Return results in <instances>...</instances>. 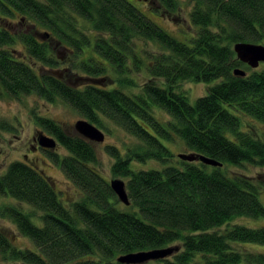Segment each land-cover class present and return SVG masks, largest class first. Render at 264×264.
Wrapping results in <instances>:
<instances>
[{"label":"trees","instance_id":"obj_1","mask_svg":"<svg viewBox=\"0 0 264 264\" xmlns=\"http://www.w3.org/2000/svg\"><path fill=\"white\" fill-rule=\"evenodd\" d=\"M158 1L168 13L177 8L176 0ZM190 1L196 34L181 42L127 0H0L3 93L60 100L97 127L104 129L105 117L137 140L123 153L105 146L112 175L124 178L125 205L96 169L94 142L35 114V126L66 150L46 151L82 198L65 205L49 176L25 161L10 162L0 173V195L43 214L36 225L13 205L0 210L36 247H17L0 230V264H129L117 257L160 248L172 252L138 264H264L263 251L237 247L264 245V226L228 224L239 216L264 218L258 187L249 176L226 173L244 163L264 168V136L244 128L245 117L264 123V66L249 68L233 50L241 41L264 44V0ZM15 15L24 27L12 31L6 17ZM139 40L160 48L146 69L161 85L151 79L137 86L127 76L140 68ZM27 59L47 70L35 71ZM236 67L246 74L234 75ZM181 81L211 85L191 104ZM153 107L167 119L158 120ZM0 128L13 126L0 121ZM176 138L188 150L183 154L221 165L180 158L164 143ZM149 160L156 165L131 168Z\"/></svg>","mask_w":264,"mask_h":264},{"label":"rangeland","instance_id":"obj_2","mask_svg":"<svg viewBox=\"0 0 264 264\" xmlns=\"http://www.w3.org/2000/svg\"><path fill=\"white\" fill-rule=\"evenodd\" d=\"M127 1L133 4L153 23L181 42H188V38L196 34V28L191 25L189 19V12L192 7L190 0H176L177 8L172 11V13H168L164 6H158L160 4L158 0H154L155 4L145 3L143 0ZM6 20V24L12 29V31H16L24 27L23 24L19 23L18 15H15L13 18L8 16L6 17ZM81 23L83 24L84 22L81 21ZM13 47L18 51L23 50L20 42H16ZM135 51L141 59V62L138 64L140 68L138 70L131 69L133 67V61L129 58L128 64L131 71L127 72V76L131 78L137 86H141L146 81L151 79L161 85V79L158 80L151 78L148 70L146 69L147 65H149L152 60V56L157 54L160 51V48L155 43L139 40L136 44ZM87 54L88 53L85 55ZM27 62L32 65L35 71L43 72L47 70V68L42 66L40 63L34 64L29 59H27ZM263 66V62L258 65L259 68H262ZM209 85H211V83L181 81L178 89L183 91L185 90V94L188 97L189 102L193 104L196 98L204 94L206 87ZM123 90L128 93L139 91L136 87H133V91H128L125 87ZM152 111L153 115L158 120L161 119L160 121H163L167 119V115L162 114V111L159 108L153 107ZM35 114L50 117L59 122L67 131L74 132H76L73 127L75 121L82 118L60 100L48 102L34 94L21 95L18 98H12L3 93L0 88V121H5L13 126L12 130L0 128V173H3L8 164L12 161H25L51 178L60 199L63 200V204L68 205V202L71 203L75 200L81 199L82 193L76 185L69 178H67L59 164L53 161L46 151L50 150L63 155L66 153V150L58 144L54 149L41 148L37 141L34 140L39 131L50 136L47 132L35 126L33 120V116ZM240 116L242 117L243 115ZM244 122L247 123V127L244 126L245 129L251 125L255 133L260 136H264V123L252 120L249 117H245ZM102 123L104 124L105 130L99 127L98 128L104 132V140L102 142H94L97 156L96 169L106 180L109 181L111 178L119 176L112 175L110 171L113 158L106 153L105 146L114 145L123 153L126 147L136 144L137 140L126 133L113 121L105 117H102ZM164 143L174 153H188V150L178 138L170 144L166 141H164ZM153 165H156V162L151 160L143 163L132 162L131 168L145 169ZM226 173L231 176L242 174L251 177L253 182L258 187L259 199L264 205V168L244 163L241 165L227 166ZM119 178L124 180L122 177ZM11 205L28 214L32 223L41 225V215L43 214V211L32 207L28 203L19 202L12 197L0 195V210ZM230 222L231 223H228L229 225H232L233 223H241L248 227L264 226V218L257 219L239 216L235 217ZM0 230L9 236L13 245L20 248L29 247L32 248V250H36L33 242L27 237L22 236L17 230L16 225L1 214ZM237 247L253 252H264V245L243 243L239 244ZM6 264L16 263L7 262Z\"/></svg>","mask_w":264,"mask_h":264},{"label":"water","instance_id":"obj_3","mask_svg":"<svg viewBox=\"0 0 264 264\" xmlns=\"http://www.w3.org/2000/svg\"><path fill=\"white\" fill-rule=\"evenodd\" d=\"M233 50L236 53V58L247 65L251 69H256L260 63H264V44H258L253 42L241 41L233 45ZM234 75L244 76L245 70L236 67L233 70ZM74 130L83 138L92 142H102L104 140V133L96 125L88 121L87 119L80 118L75 121ZM38 145L46 149H54L57 145L56 140L43 132L39 131L35 137ZM180 158L187 161H201L204 164L216 166L221 163L214 159L208 158L201 154H179ZM109 186L115 193L117 198L125 205L129 204V199L125 189V182L120 178H111L109 180ZM172 252V248H160L148 251H136L122 254L117 257V261L121 263L138 264L149 260H156L164 258Z\"/></svg>","mask_w":264,"mask_h":264},{"label":"flooded vegetation","instance_id":"obj_4","mask_svg":"<svg viewBox=\"0 0 264 264\" xmlns=\"http://www.w3.org/2000/svg\"><path fill=\"white\" fill-rule=\"evenodd\" d=\"M144 2H146V3H149V4H152V3H154V0H143ZM155 4V3H154ZM34 140H35V138H34Z\"/></svg>","mask_w":264,"mask_h":264}]
</instances>
